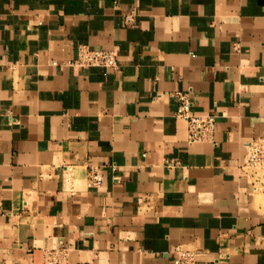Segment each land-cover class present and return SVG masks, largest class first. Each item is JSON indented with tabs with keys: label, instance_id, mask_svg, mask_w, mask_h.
Masks as SVG:
<instances>
[{
	"label": "crops",
	"instance_id": "crops-1",
	"mask_svg": "<svg viewBox=\"0 0 264 264\" xmlns=\"http://www.w3.org/2000/svg\"><path fill=\"white\" fill-rule=\"evenodd\" d=\"M81 44L118 69L70 65ZM176 92L210 141L188 144ZM257 140L264 0H0V264L60 239L68 264H264Z\"/></svg>",
	"mask_w": 264,
	"mask_h": 264
},
{
	"label": "built area",
	"instance_id": "built-area-1",
	"mask_svg": "<svg viewBox=\"0 0 264 264\" xmlns=\"http://www.w3.org/2000/svg\"><path fill=\"white\" fill-rule=\"evenodd\" d=\"M132 19L129 16L127 21L132 23ZM69 64L79 68L101 67L112 70L118 69V63L113 51L92 49L84 44L77 46L76 58L70 61ZM174 95L178 99V108L174 116L186 125L188 144L210 141L214 132L215 117L212 115H192L191 103L187 94L176 92ZM242 169L251 177L257 172H264V143L262 140L254 141L249 145ZM102 181L101 168L98 166L90 167L86 176V187L89 189L99 188ZM69 252L70 247L64 245L62 239H60L59 246L56 249L46 250L43 253V264H68ZM172 254L174 256L173 264H196L197 258L200 256L198 251L182 246H176Z\"/></svg>",
	"mask_w": 264,
	"mask_h": 264
},
{
	"label": "rangeland",
	"instance_id": "rangeland-1",
	"mask_svg": "<svg viewBox=\"0 0 264 264\" xmlns=\"http://www.w3.org/2000/svg\"><path fill=\"white\" fill-rule=\"evenodd\" d=\"M263 143H264V140H263ZM260 176H263L264 175V172H260ZM262 182L264 183V180H262ZM258 191L261 192L262 191V188L261 187H258Z\"/></svg>",
	"mask_w": 264,
	"mask_h": 264
}]
</instances>
